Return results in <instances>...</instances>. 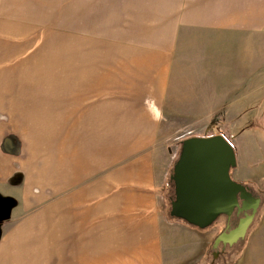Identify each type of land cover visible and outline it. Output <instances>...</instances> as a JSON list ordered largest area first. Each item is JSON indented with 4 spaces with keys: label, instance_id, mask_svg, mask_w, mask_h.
I'll return each mask as SVG.
<instances>
[{
    "label": "crops",
    "instance_id": "1",
    "mask_svg": "<svg viewBox=\"0 0 264 264\" xmlns=\"http://www.w3.org/2000/svg\"><path fill=\"white\" fill-rule=\"evenodd\" d=\"M15 4L0 0V35L17 38L0 40V52L6 51L0 54V68L11 70L9 91L0 93V100L18 106L0 109V198L15 200L0 228V264H24V255H62V264H201L206 255L224 252L235 255L232 264H264L261 202L256 222L240 243L214 247L219 229H199L170 217L167 173L162 178L151 172L110 170L126 149L137 150L144 138L137 128L147 121L146 114H153L149 109H158L156 97L166 89V71L158 64L157 51H201L182 48L187 35H206L209 43H219L215 37L244 36L250 43L264 36V0H168L165 19L148 9L155 25L144 29L143 37H131L127 31L117 34L119 59H110L109 48L76 44V70L64 79L55 60L17 59L31 53L28 43L17 44L35 29H30V11ZM78 25L72 23L75 30ZM158 25L164 38L155 44L162 47L153 45ZM142 38L146 45H138ZM16 49L21 53L15 55ZM97 51L102 58H96ZM185 73L192 76L196 70ZM201 78L207 83L218 79ZM173 84L170 80V109H190L193 102L220 105L218 100L188 97L183 93L187 89ZM122 115L131 121L127 134L134 131L127 148L122 145L127 135L119 133L121 121L112 125V117ZM235 157L231 178L250 191L257 189L254 173L248 176ZM58 259L48 264H58Z\"/></svg>",
    "mask_w": 264,
    "mask_h": 264
},
{
    "label": "rangeland",
    "instance_id": "2",
    "mask_svg": "<svg viewBox=\"0 0 264 264\" xmlns=\"http://www.w3.org/2000/svg\"><path fill=\"white\" fill-rule=\"evenodd\" d=\"M167 1L15 0L16 9L20 5L22 11H30V29H35V31L31 30L29 36H26V38L29 37L28 39H22L17 44L24 47L28 43L30 48L28 51L32 50L31 53L17 59L55 60V67L61 70L62 79L67 78L71 72L76 70L73 65V52L75 51L73 48L77 47L76 44L94 46L101 50L109 48L110 59H119L117 48L119 36L117 34L127 31L133 33L131 37L135 34H138L139 38L143 37L144 29L149 28L150 24L155 25V21L154 23L149 21L152 14L148 9L157 10L159 18L165 19ZM71 22L79 24L78 30L74 29L76 26H72ZM160 26L158 25L157 30L159 35L156 41H153L154 47H162L155 44V42L160 44L164 38L161 36L163 29H159ZM155 27H153L154 30ZM106 32L108 33L104 35ZM198 37H203V39L200 40ZM205 38L206 35L182 37V48H201V51H157L158 64H161L166 71V89L156 97L159 98L155 100V103L159 105L158 109H149L153 114H144L147 121L137 128L138 135L144 137L137 150L126 149L124 157L111 164L110 170L151 172L162 178L167 173L169 177L172 165L178 157L182 140L193 136L220 134L226 136L225 138L234 148L236 156L240 159L241 169L248 176L254 173V182L258 188L252 189L251 192L254 195L257 194L264 205V168H260L264 167V36H255L250 43L244 41V36L215 37L219 43H209ZM10 39L16 40L17 38L0 35V40L5 43ZM142 40L143 38L139 39L138 45L147 44ZM189 41L192 45L184 44ZM37 45L39 46L36 47ZM122 51L124 52L123 49ZM161 52H164L163 55ZM5 53L6 51L0 52L2 56ZM19 53L21 52L17 49L14 52L15 55ZM96 53V58H102L101 51ZM184 64L191 66L186 67L183 66ZM207 64L210 66H206ZM189 68L196 70L195 76L192 75L194 77L185 73ZM10 71L7 67L0 68V93L9 91V84L6 81L9 79ZM203 76H216L218 79L214 78V83H207L204 82L206 78H201ZM170 80L174 81L172 86L176 89H187L183 93L188 97L203 98L207 100V103L210 100H218L220 105L211 108L215 106L204 105L202 107L198 106L199 102H193L188 105L190 109H170ZM64 85L67 86L69 83L65 82ZM175 95L182 97L177 92ZM16 108L18 106L15 107L13 101L2 102L0 100V109L13 111ZM180 111L193 112V114H177ZM43 117L49 118L50 116ZM127 118L128 116L125 115L112 117V125L121 121L119 133L127 135V139L122 143L126 145V148L132 143L130 139L134 134V131L127 134L131 132L129 129L131 121ZM116 119L119 121L116 122ZM48 122L53 123V119H49ZM137 145L135 143L133 146ZM169 186L172 187L170 181ZM169 194L172 196V193ZM257 217L258 213L252 222L255 223ZM225 224V216L219 215L208 226V228L219 229L215 240ZM58 256V264H62V255H24V264H44L46 262L48 264L49 261L50 263L55 262ZM234 258L235 255L225 252L223 255L211 254L206 255L201 264H232Z\"/></svg>",
    "mask_w": 264,
    "mask_h": 264
},
{
    "label": "water",
    "instance_id": "3",
    "mask_svg": "<svg viewBox=\"0 0 264 264\" xmlns=\"http://www.w3.org/2000/svg\"><path fill=\"white\" fill-rule=\"evenodd\" d=\"M235 165L234 150L220 134L182 140L172 165L170 217L204 229L224 215L226 228L234 212L244 213L234 228L220 232L213 241L214 247L242 241L260 203L247 185L231 178L229 171ZM249 209L251 213L247 214Z\"/></svg>",
    "mask_w": 264,
    "mask_h": 264
},
{
    "label": "trees",
    "instance_id": "4",
    "mask_svg": "<svg viewBox=\"0 0 264 264\" xmlns=\"http://www.w3.org/2000/svg\"><path fill=\"white\" fill-rule=\"evenodd\" d=\"M13 151H16V149H13ZM169 178H170V176H169ZM170 182L172 185L171 180H170ZM1 199L2 200L0 201V215H1V217H0V228H1V224L8 218L10 208H12V206H14V204H15V200L11 197L1 198ZM171 218L177 219L175 217H171ZM177 220H179V219H177Z\"/></svg>",
    "mask_w": 264,
    "mask_h": 264
},
{
    "label": "flooded vegetation",
    "instance_id": "5",
    "mask_svg": "<svg viewBox=\"0 0 264 264\" xmlns=\"http://www.w3.org/2000/svg\"><path fill=\"white\" fill-rule=\"evenodd\" d=\"M253 196H254V197H257V195H254V194H253ZM259 204H260V203H259ZM258 206H259V205H258ZM246 213H247V214L251 213V209H249L248 211H246ZM242 215H244L243 212H241L240 214L234 212V213L232 214V216H231V219H230V221H229L227 227L225 228V225H224L223 229H226V231H227V230H230V229L234 228V226L237 224V221H238L237 219H238V217H239V216H242ZM255 216H256V214H255ZM223 229H222V230H223Z\"/></svg>",
    "mask_w": 264,
    "mask_h": 264
}]
</instances>
